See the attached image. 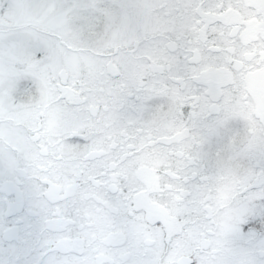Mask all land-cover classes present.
<instances>
[{"label": "snow or ice", "instance_id": "obj_1", "mask_svg": "<svg viewBox=\"0 0 264 264\" xmlns=\"http://www.w3.org/2000/svg\"><path fill=\"white\" fill-rule=\"evenodd\" d=\"M0 264H264V0H0Z\"/></svg>", "mask_w": 264, "mask_h": 264}]
</instances>
